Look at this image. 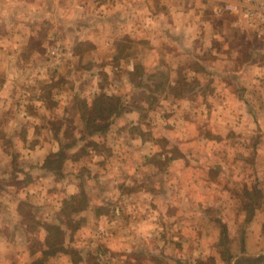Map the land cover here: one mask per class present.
I'll use <instances>...</instances> for the list:
<instances>
[{
  "label": "rangeland",
  "instance_id": "obj_1",
  "mask_svg": "<svg viewBox=\"0 0 264 264\" xmlns=\"http://www.w3.org/2000/svg\"><path fill=\"white\" fill-rule=\"evenodd\" d=\"M128 3L129 0H90V11L98 18L102 15L101 7L110 10L120 4L125 11ZM152 4L153 12L164 14L168 11L162 0H153ZM137 6L138 14L146 11L145 4ZM153 19L155 23L161 20ZM42 21L43 24L37 28L42 37L30 42L31 48L41 50L38 62L30 49L22 52L16 49L10 56L12 71L7 72L3 70L7 61L0 56V140L5 148V158L9 160H5L4 166L6 169L9 165L14 189L23 190L21 194L26 197L20 206L21 221L34 228V249L40 251L38 245L45 234L48 242L46 225L52 224L60 230L51 233L47 251L66 252L75 264H161L163 257H177L178 250L173 246L153 251L139 248L137 252H131L129 248H117L119 244L112 237L118 225L130 228L131 224L137 226L148 220L161 225L163 210L170 217L163 223L177 226L179 215L183 213L177 204L179 200V203L185 200L175 194L170 198L169 193L176 192L177 184L161 181V176L169 171L170 158L177 159L183 155L182 147L191 157L187 161H214L218 157L223 162L230 159L231 162L247 164V183L242 182L245 179L234 185L224 181L227 189L231 187L235 201L247 210L244 224L237 223L232 229L227 226L226 218L230 220L225 206L228 199L217 198L214 194L200 195L203 212L218 219V229L217 237L212 230L204 232L207 246L202 249L203 260L197 264H235L234 257L243 248L252 214L264 208V180L260 181V170H257L264 158L258 157L253 150L258 142L257 128L251 127L256 132L250 136L249 145L246 142L242 146V136H232L235 144L228 151L220 146L217 154L211 146L208 150L202 145L201 148L196 147L200 144L199 138L181 135L180 126L186 117L190 126L192 123L205 133L206 143H209L218 138L206 130L215 124L211 112L219 113L227 106L240 111L242 106L244 108L241 100L252 111L263 112L264 93L257 85L264 89V42L258 40L253 31L245 30L236 16L227 17L219 26L222 38L216 48L210 41H205L201 56H195L192 51L173 56L178 47L175 49L169 44L167 48L170 47L168 50L172 56L168 63L162 58V53L156 56L155 50L152 51L146 43L134 47L128 40L118 48V56L121 57H116L117 63L123 58V66L119 71L107 74L101 60L109 57L113 61L115 54L103 57L85 46L78 48L82 55L80 60H73L69 58L70 50L63 41L44 38L55 27L49 24L46 15ZM146 26L143 20L138 39L147 37ZM123 31L129 34V25ZM213 49L226 57L219 58L221 62L215 61ZM130 54L134 56L131 60ZM91 57L98 61L94 63ZM226 58L227 63L224 62ZM36 63L41 64L42 70L33 69ZM131 63L137 67L132 72L128 67ZM214 63L220 67L219 71H225L220 72L219 81L229 83V87H212L214 78L209 68ZM22 65L25 67L21 68ZM174 66L177 68L173 70ZM8 79L11 81L8 92L11 102L2 105L1 97L7 95L2 86ZM103 94L110 98L105 99L106 102L119 103L122 112L110 120L95 121L96 116L87 106L92 105L96 96ZM229 94L238 96L240 103L223 104L221 99L224 97L226 100ZM249 99L252 104L247 102ZM124 112L132 113L133 118L129 116L123 122H117L115 118ZM4 113L11 117L10 120ZM24 113L33 114L32 119L14 118L15 114ZM109 123L110 128L106 132L99 131ZM148 143L157 146L154 154L142 153ZM22 146L25 149L21 150ZM47 159L52 160L53 170L40 165ZM139 163L143 166L137 173L135 166ZM242 167L240 170H244ZM18 171L22 173L18 175L23 177L22 183L13 178L14 172ZM1 172L2 165L0 175ZM210 173L214 180L216 170L212 168ZM137 175L140 179L135 184L134 181L128 182ZM185 175L186 179L189 178L190 172ZM242 175L240 172V179ZM203 176L201 178L205 180L206 175ZM166 198L171 200L168 202ZM185 205L187 210L194 209L190 200H186ZM187 213L188 221L191 214ZM142 233L146 234L139 229V234ZM169 233L173 235L171 230ZM127 234L130 239L131 234ZM46 259L44 256L35 264H50ZM167 264L179 263L169 260Z\"/></svg>",
  "mask_w": 264,
  "mask_h": 264
},
{
  "label": "crops",
  "instance_id": "obj_2",
  "mask_svg": "<svg viewBox=\"0 0 264 264\" xmlns=\"http://www.w3.org/2000/svg\"><path fill=\"white\" fill-rule=\"evenodd\" d=\"M162 1L168 10L164 14L156 11L153 12V0H144L143 2L129 0L125 11H123L120 4L117 8H111L110 10H107L106 7H101L100 13L102 12V15L96 18L91 14L90 0H0V56L7 61L3 70L7 72L12 71L9 63L11 60L10 56H12V53L15 54L16 49L20 52L30 49L33 58L37 62L40 60V58H37L41 56L40 48H31L30 42H35L37 39L40 40L42 37L38 34L39 30L37 28H39L40 24H43L42 18L44 15L48 17L49 24L55 27L44 38L48 41H53L55 38L63 41L70 50L71 55L69 58L79 61L82 55L78 52V48L85 46L91 47V49H94L97 54L103 57L115 54V60L113 61L109 57L101 60L107 74L119 71L123 66L121 63L123 58H120V62L117 63L116 57H121L118 56V48L125 41L129 40L130 44L134 45V47L138 44L146 43L145 45L150 46L153 49L152 51L155 50L156 56L162 53V58L170 63L172 52L170 53L168 49L171 46L175 47V49L178 47V52H173V56L187 54V52L190 54V51L195 56H201V50L205 41H210L212 46L216 48V45L222 38L219 29L220 24L227 17L234 18V15L231 14L215 13V10L223 4V0ZM138 4L146 5V11L143 14L137 13L136 7H138ZM49 9L50 11L48 12ZM127 9L129 10L127 11ZM53 13H56V15ZM156 13L157 16L155 15ZM153 18H161V20L155 23ZM143 20L147 23L148 35L145 39H138L137 34L139 33V27ZM127 25L130 28L129 34L123 31ZM168 45L170 46L169 48H167ZM212 53L216 57L215 61H220L218 60L219 58L226 57L220 54L217 49H213ZM92 54L95 56L94 52ZM133 57V54H130L129 60L133 59ZM90 60L94 63L98 61V59L94 60L92 57ZM224 62H228L227 58ZM23 67L25 65L21 66V68ZM128 67L131 72L137 68L134 63H131ZM175 68L177 67L174 66L172 69L174 70ZM219 68L215 63L209 68L210 72H213L212 78H214L212 87H229V83L219 81L218 76L220 72H225L219 71ZM33 69L36 71L42 70L41 64H34ZM192 71L195 74L197 73L195 70ZM2 87L7 92V95L1 97L2 105H4L11 102V95H8L11 81L8 79ZM257 88L264 93V89L259 84ZM229 95L225 97L226 100L224 97L221 99L224 102L223 104L229 103L230 105H234L232 103H240L238 96ZM216 99L218 98L216 97ZM241 101L242 105L244 103V108L242 106V110L240 111H234L232 106H224L225 108H222L223 110H220L219 113H210L212 120H215V124L211 127H206V130H210L209 134L218 137L216 141L206 143L208 140H205V133L198 129L196 125L195 127L192 126V123L190 126L186 117H184L183 124L180 126L181 135L186 136V138L198 137L200 144L196 145V147L201 148L202 145V148L208 150V146H211L218 154L221 147L227 148L226 150L228 151L229 147L235 144L231 140L232 136H242L243 138L240 140L243 142L242 146H244L246 142L247 144L249 143L250 136L254 135L257 131L258 142L254 144L253 150L258 153V157L264 158V101L262 102L263 105L259 102V106L262 105L263 112L252 111L251 107L249 108L244 100ZM247 102L252 104L250 99ZM32 115L27 113L15 114L14 118H18L19 120L26 118L29 120L32 119ZM4 116L5 118L8 117L9 120L11 118L8 114L5 115V113ZM129 116L133 118L132 113L124 112L115 119L117 122H123ZM259 125L260 128H258ZM252 126L257 128L256 131H254L255 129H251ZM4 130L8 131L7 128ZM23 149H25V146H22L21 150ZM157 149L155 144L148 143L143 148L142 153L154 154ZM4 150L5 148L0 140V166L2 165L3 170L0 175V264H35L44 259V256L47 257L45 260L46 263L49 260L50 264H75L66 252L61 250L56 253L47 251L49 244L46 241V234L44 235L42 243L41 241L39 242L38 250L40 251L34 249V228L29 227L21 221L22 211L20 206L26 197L22 195L24 193L21 194L23 190L14 189L10 178L12 177V173L9 165L6 169L4 166L5 160L6 162L9 161L8 158H5L6 153ZM181 150L183 155H180L181 157L177 159L170 158L169 171H166V175L161 176V181L165 180L169 181L170 184H177L176 192L169 193L170 198L175 194L174 196L178 195L182 200H185L184 203H179L181 201L179 200L177 204L180 207L179 210L183 212L179 215L177 226L174 224L170 226L166 222V224L163 223L170 219L164 210L161 225L150 223L149 220L137 226L131 224L130 228L118 225L112 237L116 241V244L117 242L119 244V246H116L117 248H129L131 252H137L136 250L139 248L152 250L173 246L177 248L178 256L170 259L163 257L160 259L161 264H167L169 260L179 264H197L201 262L203 260L201 259L202 249L204 246H207V239L204 238V232L212 230L216 234L215 237H217L218 229L216 225L218 219L204 213L202 210L200 195L204 193L214 194L217 198L224 197L228 199L225 206L228 207L227 212L230 216V220L226 218L229 228L232 229L237 223L239 225L244 224V220L248 214L246 213L247 210L245 206L235 201V196L232 195V190L230 189L231 187L227 189L224 183L227 182L229 185H234L236 182L244 179L242 182L247 183L248 178L245 177L247 164H239V162L235 163V161L231 162L230 159L223 162L219 161L220 159L218 157L214 161H195L193 159L187 161L186 159L191 158L188 150L182 147ZM166 156L163 155V157ZM44 164L40 163L42 168L46 169ZM139 164L135 166L137 173H140V167L143 166L141 163ZM241 167L244 170H240ZM212 168L216 170L214 180L210 175ZM258 168L257 170H260L258 173L259 178L262 182L264 180L263 161H260ZM188 171L190 172V176L186 179L185 173ZM240 172L243 174L241 179L239 177ZM14 173L15 176L13 178L16 181L19 180V183H22V180H24L23 177H18L22 173L19 171ZM202 174L206 175L205 180H202L201 177H204ZM139 179L137 175L136 177H132L128 182L134 181L133 184H135ZM151 180L153 181L154 179ZM23 185L24 187L26 186L25 184ZM173 189H175V186ZM262 192L264 193V189ZM166 200L169 202L171 199L166 198ZM186 200L191 201L194 209L187 210L185 205ZM188 211L191 214L188 220L189 222L187 221ZM252 217L248 228H246V239L243 242V248L234 257L235 264L242 257L257 258L264 255V208L257 209L255 214H252ZM44 220L48 221L46 218ZM139 229L141 232H146V234H139ZM170 230L173 232V235L169 233ZM127 232H129V235L131 234L130 239L128 238ZM187 249H190L188 254ZM130 260L133 261V258H130Z\"/></svg>",
  "mask_w": 264,
  "mask_h": 264
},
{
  "label": "built area",
  "instance_id": "obj_3",
  "mask_svg": "<svg viewBox=\"0 0 264 264\" xmlns=\"http://www.w3.org/2000/svg\"><path fill=\"white\" fill-rule=\"evenodd\" d=\"M215 13L236 16L245 30L253 31L256 38L264 42V0H223Z\"/></svg>",
  "mask_w": 264,
  "mask_h": 264
},
{
  "label": "trees",
  "instance_id": "obj_4",
  "mask_svg": "<svg viewBox=\"0 0 264 264\" xmlns=\"http://www.w3.org/2000/svg\"><path fill=\"white\" fill-rule=\"evenodd\" d=\"M110 99L107 95H99L96 96L93 100L92 105H88L87 107L90 109L92 113L96 116L94 120H110L114 115H118L122 112V107L119 103L114 102H106L105 99ZM110 128V123L103 125V127H100L99 131L106 132ZM44 167L49 170H53L52 167V160L47 159L45 162ZM46 230L48 231V242H50L51 233L55 230H60V228L56 225L47 224ZM264 264V255L257 257V258H248V257H242L236 261V264Z\"/></svg>",
  "mask_w": 264,
  "mask_h": 264
}]
</instances>
